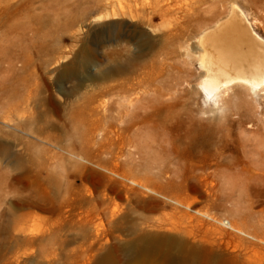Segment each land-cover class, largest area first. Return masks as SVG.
<instances>
[{"label": "rangeland", "instance_id": "1", "mask_svg": "<svg viewBox=\"0 0 264 264\" xmlns=\"http://www.w3.org/2000/svg\"><path fill=\"white\" fill-rule=\"evenodd\" d=\"M200 1L176 0L183 30L217 1L209 26L230 12ZM236 1L264 39V0ZM124 2L0 0V264H185L168 261L170 240L195 264H264V92L208 97L201 31L189 52L167 41L108 72L123 62ZM85 48L92 62L70 76ZM145 236L166 242L131 258Z\"/></svg>", "mask_w": 264, "mask_h": 264}, {"label": "bare ground", "instance_id": "2", "mask_svg": "<svg viewBox=\"0 0 264 264\" xmlns=\"http://www.w3.org/2000/svg\"><path fill=\"white\" fill-rule=\"evenodd\" d=\"M200 2L203 5L206 0H201ZM176 4V0H125L120 13L124 18V23L119 37L123 41V62L120 66L110 67L108 72L120 74L128 72L129 68L141 57L156 53L157 47L167 41L178 43L181 47L187 44L186 51L189 52V40L194 33L201 31L198 41L195 40L197 44L194 45V49L199 54L201 67L205 70L200 87L208 97L225 94L237 85H242L255 94L264 92V39L251 28V23L248 22L246 12L238 2L231 0L228 16L223 20H219L212 27L209 25L217 21L215 9L217 8L218 1L213 3L210 10H204L208 16L203 17L202 22L196 24V26L200 24L204 25L199 28L192 27L191 29H187L186 26V30H183L185 22L184 12ZM127 17H131L132 19L129 21L130 25L126 24L128 22ZM157 20H162L159 27L155 24ZM164 24L173 25V27L162 28ZM203 28L205 30H201ZM129 43L133 47L132 50L128 47ZM91 62V51L89 48H85L79 60L77 59L76 67L70 70V76L74 74L75 69L78 71ZM131 106H134V104H131ZM133 112H130L126 107L124 111H121L122 117H132L131 113L133 114ZM146 114L149 113L147 112ZM46 126L60 130L64 135L67 134L64 127L55 123L48 122ZM6 152H8V147H5L0 142V153ZM116 214L117 212H113L112 216H116ZM224 225L230 229L244 233L229 222H225ZM165 242L158 236L142 237L130 246L131 258L138 260L147 258L153 254L156 247L163 245ZM166 245L164 246L167 247L166 257L169 262H177L181 257V261L185 264H195L197 261L198 255L196 251L191 248H183L181 242L170 240L166 242ZM206 260L214 264H223L220 258Z\"/></svg>", "mask_w": 264, "mask_h": 264}]
</instances>
